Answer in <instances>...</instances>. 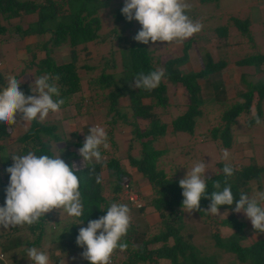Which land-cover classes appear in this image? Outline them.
Returning a JSON list of instances; mask_svg holds the SVG:
<instances>
[{"label":"trees","instance_id":"obj_1","mask_svg":"<svg viewBox=\"0 0 264 264\" xmlns=\"http://www.w3.org/2000/svg\"><path fill=\"white\" fill-rule=\"evenodd\" d=\"M109 1L0 0V41L6 39L5 34L11 27L10 20L18 18L25 13H34L35 20L27 23L25 28H22L19 24H14L12 28L19 37L35 35L39 38L37 53H30L28 55V60L24 68H33L36 78L46 74L53 77L56 75L59 76V80L55 81V83L59 88L60 95L59 97L54 96L53 99L64 100L60 109L67 104L68 98L78 93L81 88V79L77 74L78 65L76 63L79 59L76 47L81 46L80 49L85 50L86 47H84V44L86 42L100 40V35L98 34L100 26L98 12L100 9L106 7ZM198 1L199 3L216 2V0ZM118 2L123 5L124 0H118ZM124 18L120 10H117L113 15L115 21ZM247 19V17L243 20L238 18L232 19L233 26L245 35H248L247 26L249 20ZM126 24H129V21L126 20ZM141 27L140 25L134 35ZM227 30L228 27L226 24L212 28L215 35L217 34L221 38L226 36ZM116 37L119 40L121 72L118 75L113 73L114 69H111L114 66L112 58L110 60H104L99 74L90 82L96 88L92 94L95 96L97 94L95 91H99V93L103 94V100H107L106 114L111 113V116L102 124L107 132L109 147H111L110 151L115 152L114 150H116L113 142L114 130L117 127L130 126L128 148L130 150L132 148L131 145L137 144L138 156L133 157L129 153H126L127 166L128 168L132 167L136 173L135 177L143 178L151 189V197L148 202L149 210L158 212L159 224L163 228L157 229L154 234L149 235L147 238L140 239L137 246H133L132 240L138 235V231L132 222L127 235L121 241L127 245V248L124 250H115L111 258L113 259L118 253H123V258H125L118 264H157V261L162 259L168 260V264H217L215 258L197 254L193 250L192 245L186 240H183L185 238L182 239L179 235V226L175 222L181 218L183 189L179 186L178 179L167 176L155 164L163 150L153 148L152 143L165 134L167 125L159 122L157 114L153 112V108L158 106L164 107L167 104L165 81L171 84H180L186 91L188 103L186 109L180 115L170 120L169 126L173 132L178 131L192 134L196 120L201 116L199 107L205 101L202 96V86L199 85L197 79L211 78L214 85V82L220 77V70L227 65L226 56L224 55V57L214 62L209 53H205L203 68L197 72H182L176 67L186 60V50L190 46L188 41L187 44L183 45V53L181 56L170 58L161 65V68L165 70V76L160 85L151 91H147L132 86L134 77L140 72L148 74L159 69L157 58L153 57L145 44L135 41L133 36L126 39L123 37L119 38L117 35ZM61 46H67L69 60L56 63L53 52H57ZM82 59L84 63L86 58ZM235 64L253 66L257 71L261 70L264 73V53L245 55L237 60ZM79 66L83 70H90L91 68L86 64H79ZM259 67L261 68L259 69ZM108 70L109 72H107ZM213 77L215 78L213 79ZM49 82L52 83L53 81L50 80ZM6 84L7 81L3 79V74L0 71V88L5 87ZM86 84L88 83L86 82ZM19 87L25 95L35 94L31 91L28 81L21 80ZM247 87V91L239 94L242 101L234 102L229 107H226L221 113V122L217 124V127L215 126L211 129L212 139L219 138L221 145L224 147H228L230 142V124L235 121L238 115L249 110L253 96H255L256 100V116L248 123L250 125L256 124L255 117L257 116L260 119L259 103L264 98V81L258 80L255 83H248ZM88 91L90 90L88 89ZM211 92L219 99L217 90L213 88ZM87 94L90 95V93ZM121 98L127 99L123 105L119 104V99ZM143 100H147V102L145 103ZM128 113H130V116H128ZM133 119L146 120L147 123L141 129L138 127L137 122L131 121ZM8 129L9 125L0 123V173L8 178V180L10 174L5 169L12 164L11 156L25 155L29 151H33L38 156H54L50 142H58L60 140L59 134L55 131L56 126L54 123H42L37 120L29 122L26 129L16 138L20 144L16 151L7 150L5 144L2 142L3 139L8 137L10 132ZM88 130L89 127L86 126L81 136L74 132L71 133L74 137V141L71 142L72 147L65 150L63 148L59 149L60 151H64L62 159L69 166L75 163L79 169L75 174L79 178V190L83 204V215L79 218L73 217L70 224L64 227L55 238L57 244L64 243V246H67L69 249L82 248L75 242L79 228L86 227L89 220L98 219L105 215L107 207L111 203L126 204L129 209L136 208L140 213L143 207L134 206L131 201L119 198L120 192H123L122 186L127 185L130 187L132 178H134L131 176L130 171L126 169L125 165H123L124 163H121L122 157L114 153L110 155L109 159L101 161L100 163L93 161L86 165L82 163L78 149L83 146L84 138L88 134ZM100 152L102 155L104 152L103 148L100 149ZM225 164L218 162V171L207 178L206 196L210 197L212 191H222L225 186H230L234 196L233 205H220L219 209L232 210L240 194H246L249 190L250 181H259L260 174L264 172V165H258L255 161L243 165L240 168L232 165L234 173L232 176L226 177L222 171ZM101 169H104L106 175H101ZM97 177H100L99 183H97ZM105 177L108 179L106 184L110 188L111 195L109 197L104 196L100 190L102 180ZM214 181H219L220 189L213 187ZM5 189V184L0 182V206H3L5 203ZM210 202L209 198L202 197L199 202L200 210L195 212L201 216H206L208 213L206 210ZM48 217L49 214L46 213L38 223L31 226L25 225L23 227L9 229H4L0 226V264H6L5 260H8V264H10L9 260H14V257L11 258L12 255L9 254V251L18 245L24 244L27 248L34 245L38 246L44 233V223L48 221ZM232 217V214H229L225 220H221V224H227L234 229V232L226 239H221L218 232L215 231L211 236L214 244L223 248L226 252L233 253L241 264H264V234L249 245L240 246V233L245 223L238 222ZM76 220H81V223H73ZM215 224L217 225L218 223L216 222ZM23 232L28 234L24 235V243L20 244L19 235ZM145 233L141 232L142 235ZM26 236H30V239ZM168 238L172 239L171 245L166 244ZM153 244L158 245L153 248L149 246ZM52 259L57 261L56 257ZM84 264H90V262L86 260Z\"/></svg>","mask_w":264,"mask_h":264},{"label":"rangeland","instance_id":"obj_2","mask_svg":"<svg viewBox=\"0 0 264 264\" xmlns=\"http://www.w3.org/2000/svg\"><path fill=\"white\" fill-rule=\"evenodd\" d=\"M188 3L191 5L188 15L193 21L202 22V30L194 34L192 36L194 38H188L181 44L157 42L151 47L146 45L147 49L153 57L157 58L159 68L166 60L181 56L183 45L187 44L188 41L190 46L186 50V60L176 67L178 70L182 72L199 71L203 68L205 53H209L214 62L225 55L227 65L220 70V77L217 79L218 81L214 82V85L211 78L197 79L199 85L202 86V96L205 101L199 107L201 116L197 118L192 134L170 130V120L186 109L188 99L186 91L180 84L164 82L167 104L164 107L153 108V112L157 114L159 122L167 125L165 134L152 143L153 148L163 150L155 164L167 176L178 180L184 178L187 170H190L192 165L200 160H204L208 164V169L205 173L207 178L218 171V162L231 164L237 168L253 161L258 165H264V98L259 103L260 123L251 125L248 123L256 116V100L255 96H253L249 110L238 115L235 121L230 124V142L228 147L222 146L219 138L212 139L211 137V129L215 126L217 127V124L221 122L220 116L223 110L234 102L242 101L239 94L247 91V84L255 83L258 80L264 81V73L261 70L257 71L255 67L249 65L241 66L235 64L237 60L245 55L264 53V0H216V2L206 3H199L198 0H188ZM122 7L123 5L118 0H110L106 7L99 10L100 26L98 34L100 35V40L86 42L84 44L85 50L80 49L81 46L76 47L79 59L76 63L78 65L77 74L81 79L80 91L68 98L67 104L58 113L50 112L43 121L54 123L56 126L55 131L59 134L60 140L58 142L51 141L50 143L54 155L59 154L61 159L63 150L72 147L71 142L74 141V137L71 133L74 132L81 136L86 126L89 128L92 126L103 127L102 123L111 116V113L106 114L107 100H103V94L99 93V91H95L97 93L95 96L92 94L96 88L90 82L99 74V70L103 67L102 64L106 59H113L114 66L111 69H114L113 73L115 75L121 72L119 40L116 35L119 38H130L134 36L135 31L140 27L135 19L129 21V24H126L125 18L117 21L113 19V15L117 10L121 11ZM246 17L249 20L247 26L248 35L240 33L232 22L234 18L243 20ZM33 20H35L34 13H25L18 18L10 20L11 27L5 34L6 39L0 41V71L3 74V79L7 81V76L15 75L20 80L28 81L32 87L35 86L34 80L36 76L33 68L25 69L24 65L27 63L30 53H37L39 38L35 35L19 37L13 31L12 26L19 24L22 28H25L27 23ZM222 24H226L228 27L224 38L219 37L217 34L215 35L212 31V28ZM68 53L67 46H61L57 52H53L55 62L68 61ZM82 58H86L84 63ZM79 64H86L91 68L90 70H83ZM85 81L91 85L86 84ZM212 87L218 91L217 96L219 99L211 92L213 90ZM221 91L222 93H220ZM87 93H90V95ZM126 101V98H121L119 99V104L123 105ZM143 101L147 102V100ZM128 116H130V113H128ZM131 121L137 122L138 127L141 129L147 123L146 120L140 119ZM28 123L21 120L14 125H9L8 130L10 132L8 137L2 140L7 150L16 151L19 148L20 144L16 138L26 129ZM129 128L130 126L128 125L117 127L113 132L115 152L110 151L111 147L109 146L107 149L101 147L104 151L101 156L102 161H105L109 159L111 154L116 153L122 157L121 163H124L123 165L134 177L132 178L133 183L129 185V194L134 197L131 202L134 206H143V214L136 208H130L131 223L133 222L138 231V235L132 240V244L137 246L140 239L147 238L149 235L154 234L157 229H162L163 226L159 224L160 219L157 211L149 212L148 209L143 211L149 207L151 189L143 184L145 183L143 178L135 177L136 173L132 167L128 168L127 166L126 153L133 157L138 156L137 144L131 145L132 148L130 150L128 148L130 139ZM62 148L63 150L60 151L59 149ZM222 149H227L230 153L227 161L221 159ZM93 162L95 161L93 160ZM101 175H106L104 169H101ZM107 181L106 177L102 180L100 190L104 196L109 197L111 193L110 188L106 184ZM0 182L7 186L9 180L0 173ZM137 183L138 185H136ZM258 192H264V172L260 174L258 182L250 181L246 195L251 198ZM123 193H125L124 190L120 192L119 198L127 199ZM226 210L227 212H225ZM219 212L221 213L219 216L212 215L209 212L206 216H201L195 211L190 214L182 209L180 220L175 222L179 226V235L192 245L193 250L197 254L213 257L217 264H241L233 253L226 252L223 248L214 244L211 236L215 231L218 232L221 239H226L234 232V229L227 224H221V220H225L229 214H232L234 220L245 223L240 233V246L249 245L263 234L254 232L250 220L245 217L243 212L236 213L231 209H219ZM48 214V221L44 223V233L40 244L32 247L46 251L50 256L51 264H61V262L63 264H84L86 259L81 255L83 248L69 249L64 246V243L59 245L55 240L61 230L70 224L73 217L69 216L63 209H54ZM216 222L218 223L217 225L215 224ZM152 227L154 228L152 229ZM141 232L146 233L142 235ZM27 234L23 232L19 235L20 244L24 243V235ZM26 237L30 239V236ZM166 244L171 245L172 239L168 238ZM157 245L149 246L153 248ZM26 249L27 247L23 244L10 250L11 258L14 257V260H9L10 264H31V261L26 256ZM123 256V253H118L113 259L111 258V264L120 263L125 258ZM54 257L57 258V261L52 259ZM5 263L8 264V260H5ZM157 264H168V260H158Z\"/></svg>","mask_w":264,"mask_h":264},{"label":"clouds","instance_id":"obj_3","mask_svg":"<svg viewBox=\"0 0 264 264\" xmlns=\"http://www.w3.org/2000/svg\"><path fill=\"white\" fill-rule=\"evenodd\" d=\"M190 10L188 0H124L121 13L127 21L135 19L142 26L133 39L151 47L157 42L181 44L199 33L203 24L190 18ZM164 76L163 68L148 74L140 72L134 77L132 86L151 91L160 85ZM6 79V86L0 88V123L14 125L21 120L43 122L50 112L60 111L64 100L53 99L60 95L55 83L59 80L58 75L53 77L46 74L35 78V86H30L35 95H25L19 87L21 80L16 76L9 75ZM50 80L53 82L50 83ZM255 118L260 123L259 117ZM108 146L105 128L90 127L83 146L78 149L82 163L86 165L93 160L100 163V149H107ZM221 151V159L227 161L229 151ZM11 159V166L5 169L10 176L5 189V203L0 206V226L4 229L31 226L54 209H63L75 218L83 215L80 182L75 174L79 169L75 163L69 166L59 154L38 156L33 151L25 155H13ZM207 169L208 164L204 160L197 161L187 170L184 178L179 180V186L183 189L182 206L191 214L200 210L199 202L202 197L209 198L211 202L206 211L219 216V206L233 205L234 196L231 187L225 186L222 191H212L211 196L207 197ZM222 171L226 177H230L234 168L231 164H225ZM99 182L100 177H97V183ZM213 187L220 189L219 181H214ZM232 211L243 212L250 220L254 232L264 234V192H258L251 198L241 193ZM131 219L130 209L126 204L113 202L107 207L105 215L89 220L86 227L79 228L75 241L83 248L82 257L90 264H111L113 252L127 248L121 241L127 235ZM73 223L80 224L81 220ZM26 256L31 264H51L49 254L35 247L27 248Z\"/></svg>","mask_w":264,"mask_h":264},{"label":"built area","instance_id":"obj_4","mask_svg":"<svg viewBox=\"0 0 264 264\" xmlns=\"http://www.w3.org/2000/svg\"><path fill=\"white\" fill-rule=\"evenodd\" d=\"M129 188L130 187H128L127 185H123L122 186V189L125 191V193H123V194L127 197L128 200L133 201L134 200V197H132V195L129 194V192H130V189Z\"/></svg>","mask_w":264,"mask_h":264},{"label":"crops","instance_id":"obj_5","mask_svg":"<svg viewBox=\"0 0 264 264\" xmlns=\"http://www.w3.org/2000/svg\"><path fill=\"white\" fill-rule=\"evenodd\" d=\"M170 130H171V128H170ZM136 178H139V177H136ZM143 182H145L144 180H143ZM133 183V182H132ZM141 184V183H140ZM144 185H146V187H148V185L146 184V182L145 183H143ZM136 185H138V183L136 184ZM136 188V187H135ZM149 188V187H148ZM137 189V188H136ZM144 193H146V192H144ZM145 195V194H144ZM147 209L149 210V207L148 208H145L143 211H147ZM149 212H152V211H150L149 210ZM141 214H143L142 212H141ZM144 216V215H143Z\"/></svg>","mask_w":264,"mask_h":264}]
</instances>
